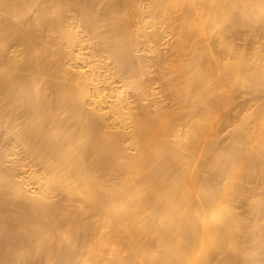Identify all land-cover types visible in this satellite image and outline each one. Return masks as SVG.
<instances>
[{"label": "bare ground", "instance_id": "bare-ground-1", "mask_svg": "<svg viewBox=\"0 0 264 264\" xmlns=\"http://www.w3.org/2000/svg\"><path fill=\"white\" fill-rule=\"evenodd\" d=\"M252 13L264 0H0V264H264V57L218 70L247 77L256 119L217 151L220 104L195 98L217 88L211 32Z\"/></svg>", "mask_w": 264, "mask_h": 264}, {"label": "rangeland", "instance_id": "rangeland-1", "mask_svg": "<svg viewBox=\"0 0 264 264\" xmlns=\"http://www.w3.org/2000/svg\"><path fill=\"white\" fill-rule=\"evenodd\" d=\"M133 10L135 11V8ZM250 15L246 17H242L240 15L233 17L232 15L231 18H227L226 21L222 22L221 25L218 26L215 33L216 35H213L212 34L213 32H211V37L215 38L214 41L210 43V46L211 45L212 46L211 47L209 46L210 48L208 47L203 48L204 50L201 51L200 56L202 57V60L204 62L201 59L199 61H202L203 63L207 61V63H210L211 61L214 62L213 60H215L216 64H220L218 68L216 66H211L212 69L214 68L215 70L209 69L210 73H208L207 71V74H212V79L206 82L207 85L208 83H210V85L211 84L216 85L217 88L215 89V87L213 86L211 93L207 92L202 95L200 94L195 95V98L209 102L208 103L209 107L211 102H213L214 105L220 104V106H218L219 109L217 112L213 114L209 113L208 115L204 116L209 121V124L215 123V125H213L210 132L204 129L205 138L203 139H207L209 137H213L214 139H216L218 137L219 138L218 140L221 142V144L214 147L215 149L213 147L206 145V147L210 149L209 152L217 151L216 149L225 146L226 143L222 144L223 143L222 139L225 138L226 131L232 126L237 127V132H235L234 135L246 133L247 131L249 132L254 126L256 116L248 115V113L254 110V106L251 107V104L252 102H254V100L251 99L252 95H250V88L246 87L247 80L246 82L244 81L245 79H247V77L241 75L240 79L242 78V76L244 78L243 80L241 79L242 81H244L242 82L241 80L239 81V78L235 79V77L233 76H235L236 74L232 72L235 75L234 74L232 75V73H230L233 77L232 78L228 74L229 78L231 77L230 78L231 81L229 82L230 79L229 78L227 79L226 78L227 76L223 77L225 75L224 71H223L224 74L222 73V75L220 73L222 71H219V73H217L218 70H225L221 65L223 64L226 67L227 63L229 66H240L239 69L240 71L244 70L242 66H247L249 69H251L255 64V61L260 56L264 57V25H262L261 22L253 21L255 14L252 13V15L251 16ZM235 23L237 24L236 28H233ZM221 29H225V32L219 34L218 32H220ZM226 34H229L230 36L233 34L239 35L244 38V41H240L239 39L232 41L229 37L225 36ZM218 37H221L220 39L221 42H218L219 40L216 39ZM13 45L14 43H11L10 46H8V48H12ZM5 48H7V45ZM200 56L198 54V57ZM138 60H140L138 62H141L140 58ZM18 62H20V60H18ZM187 62H189V60L186 61V63ZM151 64H152L151 70H156V64L153 60L151 61ZM20 65L23 66L24 68L27 67V65H24V63L23 64L20 63ZM153 75H154L153 79L156 81V83L152 79L153 80L151 81L152 86L155 88L157 92L162 93L161 92L162 87H160L161 84L160 83L157 84V82H159L157 73L153 71L151 73V77ZM222 77L226 78L227 79V81L225 80L226 84L228 83L227 85L224 86L222 85L223 88L220 87ZM216 83L219 84L220 86L217 85ZM250 86L253 85L251 84ZM260 87H258L257 91H255L256 95L258 96L264 94L261 92V90H264V84H261ZM160 119L162 122L164 121L165 119L164 113L160 115ZM172 125H176V128L179 127L176 122L173 123ZM208 127L210 128L209 125ZM199 129H200L199 126L193 128V133H195L196 136L200 134Z\"/></svg>", "mask_w": 264, "mask_h": 264}]
</instances>
